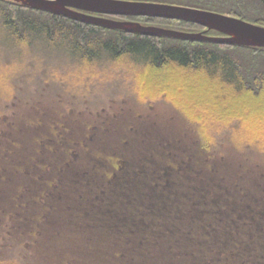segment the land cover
Returning a JSON list of instances; mask_svg holds the SVG:
<instances>
[{
    "label": "trees",
    "instance_id": "trees-1",
    "mask_svg": "<svg viewBox=\"0 0 264 264\" xmlns=\"http://www.w3.org/2000/svg\"><path fill=\"white\" fill-rule=\"evenodd\" d=\"M143 1L196 7L244 20L248 18L253 23L264 25V0ZM105 16L181 31L224 35L182 19ZM54 77L72 81L75 87L68 85L76 90L74 93L79 101L88 98V101L100 104L103 100L95 103L90 94L119 84L117 86L121 88L118 91L114 89L119 96L131 95L145 106L161 102L170 105L193 129L201 149L208 156L222 155V146L226 142L237 153L253 160L264 158V47L99 26L33 8L16 0H0V123L3 115H12L18 99L26 98L29 93H40L43 89L51 90V78ZM70 92L63 90L65 95L74 94ZM7 132H11L9 126L0 128V138H4ZM56 134L59 136L58 132ZM61 141L62 147H66L63 154L67 160L71 159L65 160V164L75 161L77 144L67 146ZM59 148L52 145L49 155ZM118 160L117 167L108 160L95 164L101 169L95 171H99L102 185H106L100 186L93 196L88 197L89 191L58 195L57 176L53 178L49 174L44 177L41 173L58 171L63 166L41 161L38 164L41 171L29 175L36 185H15L12 196L2 202L28 203L30 200L29 203L41 205L59 201L80 203L87 199L103 203L116 212V205H121L108 192V184L120 177L124 166L132 164L131 160L128 164ZM182 162L180 159L172 160L162 171L180 167ZM221 165L218 163L215 168L208 164L207 169L215 171ZM133 167L137 169L140 166ZM84 172L93 174V168ZM197 173L202 174V171ZM158 178L159 182L163 180L162 176ZM168 182L166 179L165 183ZM157 183L154 180L152 185ZM113 192L120 194L124 191L118 187ZM130 204L133 205L127 218L131 219L128 223L130 231L145 233L139 239L140 244L164 232L186 231L173 224L162 225V220H188L192 224L189 229L197 233L198 239H165L170 249L179 252L172 253V257L181 264H264V203L193 200L192 203H180L177 211L171 209L173 203ZM35 214L39 219L48 216L45 212ZM118 215L120 217L122 211ZM19 217L15 212L10 215L0 211V264H33L27 249L30 241L27 235L35 236L38 224L31 223L28 216ZM14 218L18 220L13 222V228L20 227L15 231L12 223L8 222ZM175 254L182 255V258Z\"/></svg>",
    "mask_w": 264,
    "mask_h": 264
},
{
    "label": "rangeland",
    "instance_id": "rangeland-1",
    "mask_svg": "<svg viewBox=\"0 0 264 264\" xmlns=\"http://www.w3.org/2000/svg\"><path fill=\"white\" fill-rule=\"evenodd\" d=\"M51 80V90L43 89L18 99L12 115H3L0 123L1 129L9 126L11 130L0 138V211L10 215L15 212L23 218L28 216L31 223L37 222V234L27 235L33 264H181L172 257V253L179 252L170 249L165 239H198L197 233L189 229L192 224L188 220H162V225L173 224L186 231L164 232L140 244L139 239L145 233L130 231L131 219L127 220L133 210L130 203H173L174 211L180 209V203L193 200L264 203V158L253 160L237 153L226 142L222 155L208 156L193 129L170 105L161 102L145 106L131 95L119 96L114 90L121 88L119 84L90 94L95 103L103 100L99 106L88 98L79 101L76 90L70 87H75L72 81L55 77ZM63 90L74 94L65 95ZM60 141L67 146L77 144L75 161L65 164L66 147ZM55 144L60 148L49 155V148ZM118 159L125 164L131 160L132 164L124 166L120 177L109 181L108 192L121 205H116V212L87 199L80 203L59 201L41 205L29 203L30 200L2 202L12 196L13 186L36 185L29 175L41 171L38 165L41 161L54 166L62 164L61 170L41 173L44 177L57 176L58 195L89 191L88 197L93 196L100 186L106 185H102L101 175L95 171L101 169L95 164L108 160L117 167ZM178 159L183 161L180 167L162 171L165 164ZM206 163L212 167L222 165L218 170L208 171ZM135 165L140 167L135 169ZM91 167L93 174L84 172ZM200 171L202 174L197 173ZM158 176L163 180L159 182ZM166 179L170 181L168 184ZM154 180L158 183L153 186ZM40 185L46 186L45 182ZM118 187L124 192L113 194ZM36 212L48 216L39 219ZM17 220L8 221L14 231L20 228H13Z\"/></svg>",
    "mask_w": 264,
    "mask_h": 264
},
{
    "label": "water",
    "instance_id": "water-1",
    "mask_svg": "<svg viewBox=\"0 0 264 264\" xmlns=\"http://www.w3.org/2000/svg\"><path fill=\"white\" fill-rule=\"evenodd\" d=\"M30 7L61 14L66 17L99 26L126 29L151 35L213 41L230 45L264 47V25L210 10L131 0H16ZM105 15H139L191 21L224 35L181 31L139 22L121 21Z\"/></svg>",
    "mask_w": 264,
    "mask_h": 264
}]
</instances>
